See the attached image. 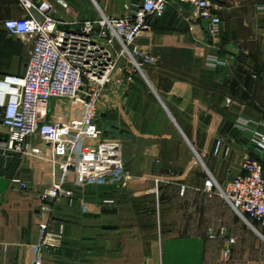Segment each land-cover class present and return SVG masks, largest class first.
<instances>
[{"label": "crops", "instance_id": "0c3cea01", "mask_svg": "<svg viewBox=\"0 0 264 264\" xmlns=\"http://www.w3.org/2000/svg\"><path fill=\"white\" fill-rule=\"evenodd\" d=\"M210 1L223 7L221 37L211 43L204 21L185 20L192 6L181 0L154 22L152 32L141 35L138 44L148 46L158 59L157 68L145 72L151 90L139 89L134 75L120 74L111 106L104 110L105 119L119 122L128 132L123 143L132 180L127 186L65 183L76 198L55 206L51 214L48 231L59 234L63 229L64 240L59 249H42L46 264H264V239L259 236H211L210 230L199 227L202 216H195L196 208L203 199L209 202L200 197L204 185L187 186L194 198L178 221L159 179L168 171L154 169L155 164L163 168L166 161L184 158L212 163L218 141H223L220 157L240 164L233 179L242 174L246 157L264 166V154L255 152L242 132L233 133L229 153V111L256 112L264 120V91L252 94L246 86L259 78L264 89V0ZM22 18L19 0H0V81L26 72L29 56L26 64L22 58L30 47L9 36L3 26L5 20ZM210 53L228 64L231 57L232 65L249 72L229 74V65L210 69L205 57ZM174 143L182 155L171 152ZM0 158V264H34L40 253V195L60 179L51 166L39 168L18 154ZM14 180L27 187L19 189Z\"/></svg>", "mask_w": 264, "mask_h": 264}, {"label": "built area", "instance_id": "2783aa9c", "mask_svg": "<svg viewBox=\"0 0 264 264\" xmlns=\"http://www.w3.org/2000/svg\"><path fill=\"white\" fill-rule=\"evenodd\" d=\"M175 1L143 0L133 5L129 15L119 18L101 10L96 20L59 22L51 16L54 5L49 0H19L24 18L4 21L9 36L28 44L30 50L25 74L0 81V157L18 154L39 168L51 166L60 179L40 195V253L34 264H46L42 249H58L61 244L48 227L55 206L72 204L76 198L65 183L127 186L132 180L123 141L105 138L98 117L111 106L112 88L128 70L122 58L128 56L142 74L144 66L157 64L149 47L138 41L142 34L153 31L154 21L163 18ZM181 1L192 6L186 18L189 24L206 23L207 41L221 37V5L210 0ZM206 65L217 70L229 64L210 53ZM237 127L242 132L252 130L248 121ZM251 133L256 151L264 154V131ZM221 146L218 141L215 155ZM13 184L19 189L27 187L20 180ZM205 189L218 190L240 220L264 239V166L259 161L245 158L242 174L224 187L210 174ZM220 234L225 235V230Z\"/></svg>", "mask_w": 264, "mask_h": 264}, {"label": "rangeland", "instance_id": "374dc122", "mask_svg": "<svg viewBox=\"0 0 264 264\" xmlns=\"http://www.w3.org/2000/svg\"><path fill=\"white\" fill-rule=\"evenodd\" d=\"M51 1L54 3L53 4L54 10L52 11L51 16L55 20L59 22L60 21L73 22L75 20L77 21L96 20L99 18L101 10L111 16L122 17L130 13L133 3H138L143 0H51ZM60 1L63 4H66L67 7H64ZM187 17L185 16V20ZM157 35H159L160 37L162 35L160 28L157 32ZM29 49H27L26 53L24 54V58H22L23 59L22 61H24L23 63L25 64L28 60ZM131 50L133 49L131 48ZM208 55L209 54L205 55V57H207ZM138 60H140V58H138ZM121 61L122 64L124 63L125 65L128 66L127 67L128 70H124L123 74L129 75L128 71H130L134 75V78H136V81L134 82H137L139 89L150 91L151 86L145 78L146 76L145 72L151 67L157 68V66L155 65L144 66L143 67L144 73L142 74L141 72L137 71V69H135L131 63H129L128 56L122 58ZM242 72H249V71L245 69L243 70V67L240 65L237 64L232 65L231 57H229V74L231 73L239 74ZM253 72H256V70ZM253 75L258 76L259 74L254 73ZM263 75L264 73L262 74V78ZM259 81H260L259 78H255L252 79L251 82H247L246 86L248 87V89L252 94H257L258 92L264 91V89H262L259 86V84L262 83L261 81L260 82ZM151 95L152 94L150 93V96ZM107 109H109V107L105 108L106 111ZM243 121L250 122V126L252 130H257L259 132L264 131V120L262 119L261 115H259L256 112L251 113L249 115L246 113L237 112L236 109H232L231 111H229V153L231 152V147H232L231 146L232 135L233 133H235V131L242 132L238 129L237 126L239 123ZM98 126L101 130L104 131L105 138H118L121 139L122 141L124 139H128V137L126 136L128 132L123 131L122 125L119 122H109L108 118L105 119V112L100 111L98 117ZM185 131L187 133L192 134V130H190L189 128H185ZM251 132H242V133L249 136L253 144V149L255 152H257L253 142V133ZM182 137L183 136H181L178 133V140H183ZM123 144H124V154H125L126 146L125 143ZM221 144H222L221 146L222 149L223 141H221ZM170 147L172 153H178V154L180 153V155H182L181 148L177 143H174ZM221 149H220V153L222 152ZM220 153L219 155L216 156V160H214L212 163L202 162L199 159L198 160L192 159L191 160L192 164H191V161L184 160L185 159L184 158L183 160L166 161L163 163L164 164L163 168H161L160 164H155L154 166L155 171H157V169L168 171L167 174L163 176V178L160 177L159 179H162L161 186H164V190L166 192L165 197L169 201L170 208L177 209L176 214L178 217L176 219H179L178 221H180L181 218L184 216L185 210L190 207L189 204H192V200L194 198V194L192 192H189L190 189H187V186H200V185L205 186V183L209 179L210 174L216 179L219 186L221 187L227 186V183L233 180V177L235 176L234 172L237 171L236 168L239 167L240 164L239 162H234L232 158L223 159L222 157H220ZM125 161H126V169L129 173H131L129 170L131 168V162L127 160L126 155H125ZM259 162L261 163V161ZM243 163L244 160L242 162V168H243ZM188 168L192 171V174L190 173L184 174L185 170ZM229 175H232L230 179L228 178ZM88 185L93 187L101 186V184H96V183H90ZM200 197L207 198L209 202H205L204 199L203 201H200L196 208L195 216H198V214L202 216L201 224L199 225V227L203 230L205 229L207 231L210 230L211 236H226V235L227 236H258L251 228H249L244 222L240 220V218L232 210L231 206L226 202L224 198L221 197L218 190L209 192L205 189V192L201 193ZM211 200L212 201L215 200L218 203V205L215 206L211 202ZM178 226L179 224H177L176 227ZM191 227L192 228L197 227V220L194 222V225L191 224ZM221 230H225L226 234L221 235L220 234ZM53 235L58 236L60 238L59 241L61 242V244L59 248H61L64 240V230L62 229L59 234H53Z\"/></svg>", "mask_w": 264, "mask_h": 264}, {"label": "water", "instance_id": "95a60500", "mask_svg": "<svg viewBox=\"0 0 264 264\" xmlns=\"http://www.w3.org/2000/svg\"><path fill=\"white\" fill-rule=\"evenodd\" d=\"M3 166V160L0 158V170L2 169Z\"/></svg>", "mask_w": 264, "mask_h": 264}, {"label": "trees", "instance_id": "16d2710c", "mask_svg": "<svg viewBox=\"0 0 264 264\" xmlns=\"http://www.w3.org/2000/svg\"><path fill=\"white\" fill-rule=\"evenodd\" d=\"M157 20H160V19H157ZM157 20H155V21H157ZM155 21H154V22H155ZM153 24H154V23H153Z\"/></svg>", "mask_w": 264, "mask_h": 264}]
</instances>
